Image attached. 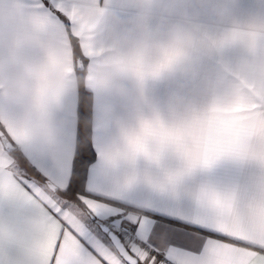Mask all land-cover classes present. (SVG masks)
<instances>
[{"label":"crops","instance_id":"0c3cea01","mask_svg":"<svg viewBox=\"0 0 264 264\" xmlns=\"http://www.w3.org/2000/svg\"><path fill=\"white\" fill-rule=\"evenodd\" d=\"M172 3L183 16L210 26L194 50L199 63L172 80H129L127 96L112 97L91 73L117 31L107 16L130 19L135 0H0V32L33 31L74 81L49 117L36 97L21 102L9 91L0 62V122L26 159L15 168L18 156L0 139V264H66L68 249L76 253L72 264H128L88 227L89 202L117 211L112 228L132 253L139 248L169 264L166 250L174 248L196 264H264V0ZM221 12L225 20L218 24ZM81 16L102 21L98 35L89 39L77 30ZM49 33L54 45L47 43ZM71 36L86 67L96 153L84 207L63 192L77 137ZM29 110L39 111L38 129L26 122ZM145 131L151 159L127 163L130 142ZM132 217L147 218L146 240ZM161 218L172 223L161 227Z\"/></svg>","mask_w":264,"mask_h":264},{"label":"clouds","instance_id":"9594fccd","mask_svg":"<svg viewBox=\"0 0 264 264\" xmlns=\"http://www.w3.org/2000/svg\"><path fill=\"white\" fill-rule=\"evenodd\" d=\"M136 14L122 21L108 15L115 38L98 58L91 73L94 84L103 86L112 97L127 96L129 80H172L187 76L199 63L195 48L210 34V26L193 22L180 14L172 0H135ZM225 14H218L223 23ZM27 24L33 23L27 21ZM102 21L81 16L77 30L92 39L99 34ZM56 36L49 33L47 43L54 45ZM0 62L8 73L6 86L21 102L36 97L51 117L64 93L74 81L67 66L50 47L45 51L33 31L18 34L15 29L0 32ZM111 106L105 108V114ZM26 122L32 129L41 123L37 110H29Z\"/></svg>","mask_w":264,"mask_h":264},{"label":"trees","instance_id":"16d2710c","mask_svg":"<svg viewBox=\"0 0 264 264\" xmlns=\"http://www.w3.org/2000/svg\"><path fill=\"white\" fill-rule=\"evenodd\" d=\"M71 42L75 50V58L77 60L83 61L82 55L79 50L78 39L71 36ZM77 83H78V94H79L78 95V107H77V137H76V148H75V153H74V158H73L72 173H71V177L69 181V184H70L72 181L73 175H74L75 180H76L75 195L73 196L71 193L68 192L69 184H68V187L65 190H63V192L73 202L77 203L81 207H84L81 196L88 194V191L86 189L88 168L90 164L96 158V153L93 148L92 141H91V134H92L91 95L86 85V67L85 66H83L82 69L77 68ZM0 127L9 136L8 132L6 131V129L4 128L1 122H0ZM9 138L11 139L10 136ZM13 143L15 144L14 141ZM15 146H16V149L13 152L17 153L18 161L20 160V161L25 162L26 159L23 153L21 152L20 148L16 144ZM113 202H116V201H113ZM143 212H148V211H143ZM92 219H96V218H92ZM118 233L121 235L120 232ZM108 240L110 241L109 238ZM161 260H162V257L158 256L157 262H160Z\"/></svg>","mask_w":264,"mask_h":264},{"label":"snow or ice","instance_id":"6c2138e0","mask_svg":"<svg viewBox=\"0 0 264 264\" xmlns=\"http://www.w3.org/2000/svg\"><path fill=\"white\" fill-rule=\"evenodd\" d=\"M148 139L149 134L147 133V131H145L142 136H139L134 141L130 142V150L126 157L127 163L134 164L137 158L141 156L151 159V154L146 148V143ZM206 163H211V161H207ZM75 185L76 180L75 176L73 175L72 181L69 184L68 188V192L71 193L73 196L75 195ZM89 209L92 212L93 217L96 219H92L89 222L88 227L92 228L102 239L106 238V234L111 231L113 224L116 221L117 211L109 205L93 204L91 202H89ZM130 223L139 225L138 231L140 233V237H142V240H146L144 230L146 228V225L148 224L147 218L140 219L139 217H132ZM170 223L172 222L163 221V219L161 218V227ZM101 228H103L104 230L101 231ZM187 253L188 252H183L174 248L167 249L165 258L169 262V264H196L194 259L186 255ZM75 255L76 253L74 250L68 249L66 253V264H72V260ZM133 255L137 257V264H157V257L155 255L142 251L139 248L133 249ZM160 262L161 264H164V261Z\"/></svg>","mask_w":264,"mask_h":264},{"label":"water","instance_id":"95a60500","mask_svg":"<svg viewBox=\"0 0 264 264\" xmlns=\"http://www.w3.org/2000/svg\"><path fill=\"white\" fill-rule=\"evenodd\" d=\"M82 68H83V62L80 60L78 69H82ZM0 139L7 151L13 152L16 149V146L13 143V141L9 138L7 133L1 127H0ZM101 230L103 231L104 229L101 228ZM106 235L110 239L111 243L113 244L119 255L128 264H137V257L133 255V253L131 252V250L123 240L122 236L115 229L112 228L111 231L108 232Z\"/></svg>","mask_w":264,"mask_h":264},{"label":"rangeland","instance_id":"374dc122","mask_svg":"<svg viewBox=\"0 0 264 264\" xmlns=\"http://www.w3.org/2000/svg\"><path fill=\"white\" fill-rule=\"evenodd\" d=\"M75 60H76V66H77V68H78V66H79V61H80V60H77V59H75ZM12 154H13V155H17L16 152H13ZM23 165H24V164L22 163V161L19 162V165L17 164V162L14 163V167H15V168H18V167L23 166ZM20 168H21V167H20ZM24 172H26V170L23 171V173H24ZM86 215H87V216H86ZM86 215H85V218H84V219H85L87 222H90V221L92 220V219L90 218V216L93 217V214H92V213H88V214H87V212H86ZM106 238H107V237H106ZM107 239H108V238H107Z\"/></svg>","mask_w":264,"mask_h":264}]
</instances>
